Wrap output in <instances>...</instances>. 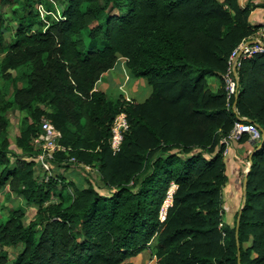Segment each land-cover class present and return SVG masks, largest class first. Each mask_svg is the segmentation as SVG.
I'll use <instances>...</instances> for the list:
<instances>
[{
    "label": "trees",
    "instance_id": "obj_1",
    "mask_svg": "<svg viewBox=\"0 0 264 264\" xmlns=\"http://www.w3.org/2000/svg\"><path fill=\"white\" fill-rule=\"evenodd\" d=\"M17 1L9 40L0 15V76L11 83L9 96L0 89V190L25 205L0 216V264H131L149 249L158 264H264V48L241 57L228 101L223 79L232 50L259 29L249 15L264 0H55L61 17L45 28L36 5L51 8L50 0ZM119 57L133 77L147 78L144 101L95 89ZM19 68L22 86L12 73ZM14 107L26 114L16 141L27 155L11 148ZM120 112L129 127L114 153ZM42 116L68 149L56 157L97 167L106 192L60 174L34 175L28 156ZM239 117L256 123L263 138L252 147L237 247L238 211L233 225L222 221L221 138ZM28 205L35 210L26 221ZM8 248H17L11 258Z\"/></svg>",
    "mask_w": 264,
    "mask_h": 264
},
{
    "label": "rangeland",
    "instance_id": "obj_2",
    "mask_svg": "<svg viewBox=\"0 0 264 264\" xmlns=\"http://www.w3.org/2000/svg\"><path fill=\"white\" fill-rule=\"evenodd\" d=\"M59 1V0H58ZM222 1V0H220ZM18 1L10 0L6 2V0H0V15L3 17L4 26L1 28L4 36L9 40L12 36V31L14 27L17 25V21L15 17L17 15L18 10ZM15 16V17H14ZM2 56L0 55V58ZM126 67V65H125ZM126 70L130 77H133L127 67ZM12 73L19 78L18 84L23 85L24 80L22 78L23 70L21 68L12 70ZM139 78V77H133ZM142 83L145 84V94L141 93L138 97H135L138 100L144 101L151 89L150 84L148 83L147 78H143L141 80ZM215 82V81H214ZM225 82V81H224ZM0 89L6 94L10 95L11 93V83L10 80H6L0 76ZM147 91V92H146ZM8 117L10 119V123L8 126V136L11 141V148L19 154L27 155L22 152V148L17 145L16 138L19 136L22 128L26 125V114L24 112H19L15 107L10 108L8 111ZM249 137V136H248ZM253 141L252 139L248 140H235L232 141L228 150V155L231 157V161L229 160L228 165L226 164V173L229 172L227 176L231 177L232 175H236L238 177L239 188L236 191L232 192L233 186L231 182H225L222 188V203H221V211H222V221L226 224L233 225L235 220V213L239 210L240 204L243 199V180L246 175L249 166V155L252 152L253 145L249 144V141ZM257 141H253L256 143ZM31 144L36 148L34 153L28 156L29 159L34 162V175L41 180L43 170L40 167L37 161V153L39 152V147L35 138L31 141ZM22 156V155H21ZM226 157V156H225ZM16 159H20V156ZM54 162L52 163V174H60L64 177L65 180L73 182L75 186H87L89 184L94 185L100 192H106L108 189L104 186L103 182L100 178V173L97 170V167L92 166L88 163L84 162H75V163H67L65 158H61V156L57 155ZM18 160H14L12 165L17 164ZM228 168V169H227ZM233 177V176H232ZM72 186V185H71ZM177 185L172 184L169 191L174 193ZM232 192V193H231ZM17 205H25V200L21 195H18L13 192H9L7 187H4L0 190V216H5L8 213V210ZM27 215L25 220H29L34 215L35 207L33 205L25 206ZM221 225V224H220ZM249 243H245L247 245ZM10 258L15 254L17 248H8ZM153 252L149 249V254L143 255L140 259H133L129 262L131 264H158L157 257H151ZM151 258H154V261L150 263ZM135 260V262H133Z\"/></svg>",
    "mask_w": 264,
    "mask_h": 264
},
{
    "label": "built area",
    "instance_id": "obj_3",
    "mask_svg": "<svg viewBox=\"0 0 264 264\" xmlns=\"http://www.w3.org/2000/svg\"><path fill=\"white\" fill-rule=\"evenodd\" d=\"M50 1L52 2L51 8H48L43 3H38L36 5L39 18L44 23V28L48 26L51 21L58 20L61 17L60 9L56 1ZM263 48V42L260 40H245L232 50L228 59V67L223 74L227 91V101L232 95L236 94L237 91V68L240 66L241 57L251 56L254 53L262 51ZM128 127L129 124L126 113H118L114 119L112 136L110 138V146L114 153L119 151L123 134ZM40 129V133L35 137L39 147L37 161L43 170L42 179L46 181L52 175V163L56 158L57 152L67 151L68 149L60 143L61 132L50 119L42 116L40 119ZM243 134H248L253 141H259L262 137V133L256 123L245 117H239V119L234 122L232 129L227 135L221 138V142L225 144V155L228 153L231 142L239 140ZM65 161L67 163H75L76 159L74 156H69ZM172 197V192L168 191L160 210L161 220H164L166 217L167 208L172 202Z\"/></svg>",
    "mask_w": 264,
    "mask_h": 264
},
{
    "label": "crops",
    "instance_id": "obj_4",
    "mask_svg": "<svg viewBox=\"0 0 264 264\" xmlns=\"http://www.w3.org/2000/svg\"><path fill=\"white\" fill-rule=\"evenodd\" d=\"M248 1L252 3H258L261 2L262 0H239V3L241 5H244ZM249 21L254 25H260V27L257 30V32L247 41L260 40L264 43V7L258 6L252 8L249 15ZM141 80H143V77L133 78L129 76L125 67V58L119 57L116 65L113 68L106 71L96 82L95 89L103 90L109 96L115 97L122 94L126 98H133L137 101H142L135 98L138 97V95H140L141 93L145 94L144 91L145 84L142 83ZM213 84L215 85V83ZM150 93H151V89L148 93H146V95L149 96ZM249 144L253 145V141L250 140ZM225 156H226L225 161L226 164L228 165L229 160L231 161V157L228 154H226ZM228 173L229 172L227 171V174ZM232 176L228 177V182H231V185L233 186L232 188V192H233L236 191L237 188H239V182H238V177L236 175H232ZM145 254H149V250H144L138 255L128 258V260L130 262L135 258L140 259ZM151 257H155V255H152ZM153 261L154 258L153 259L151 258L150 263ZM133 262H135V260Z\"/></svg>",
    "mask_w": 264,
    "mask_h": 264
},
{
    "label": "water",
    "instance_id": "obj_5",
    "mask_svg": "<svg viewBox=\"0 0 264 264\" xmlns=\"http://www.w3.org/2000/svg\"><path fill=\"white\" fill-rule=\"evenodd\" d=\"M264 45V43H263ZM259 127V126H258ZM261 133H262V137H261V140L263 138V132H262V129L259 127ZM250 165H251V154L249 155V166H248V170L250 168ZM248 170L246 172V175L244 177V180H243V199H242V202L240 204V207H239V210H238V215H237V218H236V229H235V238H236V244H237V247H238V238H237V235H238V222H239V216H240V213H241V210H242V207H243V204H244V195H245V186H246V179H247V174H248Z\"/></svg>",
    "mask_w": 264,
    "mask_h": 264
}]
</instances>
